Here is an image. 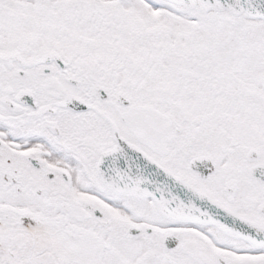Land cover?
<instances>
[{"label":"snow or ice","instance_id":"obj_1","mask_svg":"<svg viewBox=\"0 0 264 264\" xmlns=\"http://www.w3.org/2000/svg\"><path fill=\"white\" fill-rule=\"evenodd\" d=\"M0 264H264V0H0Z\"/></svg>","mask_w":264,"mask_h":264}]
</instances>
